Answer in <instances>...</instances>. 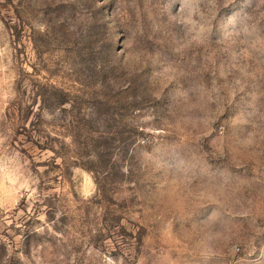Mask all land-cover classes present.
Wrapping results in <instances>:
<instances>
[{
  "label": "rangeland",
  "instance_id": "1",
  "mask_svg": "<svg viewBox=\"0 0 264 264\" xmlns=\"http://www.w3.org/2000/svg\"><path fill=\"white\" fill-rule=\"evenodd\" d=\"M0 264H264V0H0Z\"/></svg>",
  "mask_w": 264,
  "mask_h": 264
}]
</instances>
